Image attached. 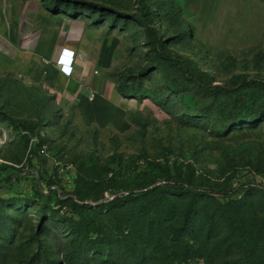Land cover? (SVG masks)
<instances>
[{
    "label": "rangeland",
    "instance_id": "1",
    "mask_svg": "<svg viewBox=\"0 0 264 264\" xmlns=\"http://www.w3.org/2000/svg\"><path fill=\"white\" fill-rule=\"evenodd\" d=\"M0 2L3 18L8 2L21 27L27 14L79 21L84 75L102 77L106 90H89L99 102L79 111L75 93L57 97L39 69L12 58L17 44L5 32L21 27H0V264H141L119 233L106 263L93 235L74 232L78 198L94 206L167 181L199 191L264 186V0ZM165 191L172 200L159 207L162 218L206 227L214 202L198 200L189 214V196ZM219 244L217 259L182 264L238 257Z\"/></svg>",
    "mask_w": 264,
    "mask_h": 264
},
{
    "label": "trees",
    "instance_id": "2",
    "mask_svg": "<svg viewBox=\"0 0 264 264\" xmlns=\"http://www.w3.org/2000/svg\"><path fill=\"white\" fill-rule=\"evenodd\" d=\"M167 57L174 65L181 66L174 56ZM195 81L205 90L216 88ZM8 120L17 125L14 119ZM9 150L12 153L15 151L14 148ZM10 182L12 178L8 179ZM78 187L77 182V190ZM168 188L184 192L191 198L189 214L199 213L198 200L214 202L215 209L204 222L206 227L197 229L198 223L194 220H189L188 226L186 217L179 223L161 217L159 207L162 202L172 200L165 191ZM126 192L125 195H116L94 206L85 202V198L72 200V209L79 217V220L74 221V232L79 233L83 229L85 234L94 236L102 261H111L112 239L114 234L119 233L124 238L126 248L136 255L135 258L141 264H154L156 260H161L162 264H182L192 258L214 260L223 247L219 244L221 242H227L225 249L236 250L238 257L221 260L218 264H264L263 185L249 184L230 190L199 191L182 182L167 181L162 186L144 192L136 193L130 189ZM236 194L240 196L234 197ZM221 234L225 239H220ZM211 244L213 246L210 249ZM74 252L73 247L71 254Z\"/></svg>",
    "mask_w": 264,
    "mask_h": 264
},
{
    "label": "crops",
    "instance_id": "3",
    "mask_svg": "<svg viewBox=\"0 0 264 264\" xmlns=\"http://www.w3.org/2000/svg\"><path fill=\"white\" fill-rule=\"evenodd\" d=\"M14 12V10L12 12V6L6 2L5 15L6 13L8 15H6L4 19L2 16L3 10L0 6V27L7 29V25L5 24L6 20H14V24L21 27V24L18 25L17 16H10L11 13ZM27 16L28 14L25 16L26 19L24 21L27 25L13 29L14 31L10 32V34L5 32L6 35L9 36L11 43L17 44L16 47H13L14 49L12 51L14 55H12V58L19 62L31 64L33 70L39 69L37 79L45 85H49L51 89L56 92L57 97H59L60 94L67 92L64 91L66 89L65 84L69 78H73L79 83L78 90L81 87L83 94L77 92L70 97L69 100L71 101V104L76 108L78 107L79 111L91 113L96 108L93 107V102L98 103L99 100L97 97L106 93V90L105 87L101 85L102 77L95 79L91 73L87 77L84 75L83 61L85 60L84 62L88 61L89 63L90 61L87 60L85 56L83 58L84 53L77 44L80 37L84 36V26L81 25L79 21H69L60 15L50 17L44 13H38L36 17L29 15L32 21L28 24L27 20L29 17ZM63 48L70 49L74 53L72 62L73 69L70 76L62 73L56 64L57 58ZM49 63H53V67L48 65ZM45 68L51 69L48 76L41 72ZM90 80H94L95 84H97L93 90H87V87L85 88V85H87ZM89 90L97 95L93 102L90 101L91 99L88 97ZM67 93L71 92L68 91Z\"/></svg>",
    "mask_w": 264,
    "mask_h": 264
},
{
    "label": "built area",
    "instance_id": "4",
    "mask_svg": "<svg viewBox=\"0 0 264 264\" xmlns=\"http://www.w3.org/2000/svg\"><path fill=\"white\" fill-rule=\"evenodd\" d=\"M73 51L67 48H63L57 58L56 64L59 67V70L64 73L67 76L71 75L73 66H72V62H73ZM67 92H64V95ZM63 95V98H64Z\"/></svg>",
    "mask_w": 264,
    "mask_h": 264
},
{
    "label": "water",
    "instance_id": "5",
    "mask_svg": "<svg viewBox=\"0 0 264 264\" xmlns=\"http://www.w3.org/2000/svg\"><path fill=\"white\" fill-rule=\"evenodd\" d=\"M65 88L71 93H76L79 88V83L73 78H69L65 84Z\"/></svg>",
    "mask_w": 264,
    "mask_h": 264
}]
</instances>
